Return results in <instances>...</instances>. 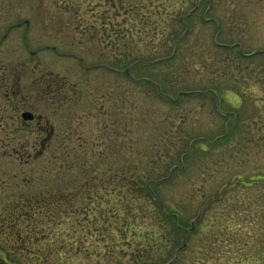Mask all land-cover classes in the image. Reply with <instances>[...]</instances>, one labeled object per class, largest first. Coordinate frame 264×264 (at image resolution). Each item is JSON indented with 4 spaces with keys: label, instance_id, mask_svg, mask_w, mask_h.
<instances>
[{
    "label": "rangeland",
    "instance_id": "rangeland-1",
    "mask_svg": "<svg viewBox=\"0 0 264 264\" xmlns=\"http://www.w3.org/2000/svg\"><path fill=\"white\" fill-rule=\"evenodd\" d=\"M198 1L80 0L84 19L97 29L102 17L112 24L136 17H120L121 5L139 6L140 16L141 5L171 6L170 16L154 17L163 22L158 37H180L138 49L128 38L122 52L89 29L74 30L69 14H59L79 0H0V255L7 263L55 264V257L42 260L54 240L51 249L68 264L171 260L181 236L170 224L164 248H126L124 255L93 253L100 238L84 239V207L104 193L99 187L106 179L98 174L127 163L155 181L179 167L155 190L183 227L195 225L173 264H264V55L257 54L264 53V0L202 1L182 23ZM237 43L243 54H254L240 59ZM174 47L170 59L131 65L137 82L123 75L122 55L138 52L148 63L169 57ZM156 82L166 100L157 98ZM180 91L203 94L174 101ZM25 111L32 122L22 121ZM48 201L54 210L41 215ZM20 207L23 214L35 212L20 223L22 234L37 239L25 246L6 225ZM53 216L63 232L39 241L40 225ZM81 241L84 254L57 252L60 244L75 249Z\"/></svg>",
    "mask_w": 264,
    "mask_h": 264
},
{
    "label": "trees",
    "instance_id": "trees-1",
    "mask_svg": "<svg viewBox=\"0 0 264 264\" xmlns=\"http://www.w3.org/2000/svg\"><path fill=\"white\" fill-rule=\"evenodd\" d=\"M76 1L77 0H73V2ZM81 6L82 4L79 0V4H69L60 11L58 10V12L60 15L69 14V26L74 30H81V34H86L89 32V29L94 37L97 35L99 42L109 44L112 46L111 48H120L122 49V52L125 51L127 46H129V43L130 45L132 44L134 49L140 48L141 45L146 48L154 46L157 42H165L167 45H170V39L175 35L174 33L169 32L164 36L163 32H161L163 35L160 40V37H158L159 32L157 30L163 22L162 20L154 21V17H156L155 19H159L160 14L169 15L171 6L155 7L152 6L151 3L150 5H141V7L145 9V12L140 16L139 13H141L142 10H138L139 6L124 7V5H121L117 9L120 17L128 14H134L136 17L130 20L129 24H126V21H122L119 24H112L111 22L106 21L108 18L105 19L102 17L103 20L100 25V29H97L95 24L89 25L86 19H84L86 11ZM177 17L179 18V15ZM116 27L119 28V31H116ZM148 31H151V36L148 35ZM160 31H162V29H160ZM116 34L118 38H116ZM128 38H131L129 43L127 42ZM128 54L129 55H126L125 57L124 55L121 56L123 59L121 63L124 68L129 67L136 61L145 60L142 58V54H139L138 52ZM259 55H264V53H259ZM106 56V59L110 58ZM238 57L243 60L249 59L242 56L239 52ZM161 58L163 57L156 56L151 60L149 59V61ZM107 60L109 61L110 59ZM135 65L141 66V64L138 63ZM127 78L131 80L129 77ZM147 81H150V83L155 82L152 79H148ZM138 83L144 82L142 81ZM156 84L160 86L161 93L163 94L159 95L156 91L157 98L160 100H166L163 99L166 94L164 92V87L161 86L162 84L159 82H156ZM154 87L157 89V86ZM98 176L106 179V181L102 183V187H99V189L104 193L101 197L94 195L93 197L90 196L88 198L87 205L84 207L85 214L83 220L85 221V226L81 229L84 230V239H86V235L90 236L91 234L100 238V243L96 245V248L92 247V252L100 254L99 252L103 250L106 251L108 255L110 253H108L109 249L116 250L120 254H123L126 248H135L136 250L148 247L155 249L164 248V240L166 239L164 232L167 231L166 216L164 213L165 207L155 191L158 185L151 182L153 181L151 173L145 171L144 169H140L136 165H127L126 163L118 172L114 170L109 174H107V172H100ZM111 177H114L115 179L117 178L118 180L117 182L113 180L115 182L114 186H112L111 189H108L109 184H111L113 179ZM154 195L157 199L154 198ZM58 200L59 199H57V201ZM32 203L34 202H31L29 205L31 206ZM53 204L48 201V204L43 207L46 208H42L43 211L41 210V215H45L46 212L50 213L51 210H54V207L52 206ZM31 209L34 211L35 205ZM20 210H22V207L17 208V210L11 211L8 214L9 222L6 223V225L8 231H11V234H15L23 240L21 244L25 246L26 242L33 243L37 239L31 238V233L27 231L22 234L20 223L22 222V218H24V216L31 220L35 216V212H33L32 215H26L21 213ZM47 222L49 223L48 225L45 223L40 225L41 227L38 231L42 232L43 230V232L41 233V238L38 239L39 241L50 239L54 234H60L63 232V230H59L54 227V224H56L54 216L52 220ZM2 223L4 224V222ZM170 225V232L176 237L178 235L181 236V231L175 225L173 219H171ZM179 240L177 239L174 241V244H176ZM87 241L88 240H86V242ZM54 242L55 240L52 241V243ZM52 243L50 242L49 249H45L44 253H42L43 262L46 263L51 261V258L55 257V264H57V262L60 264H68L67 257L62 259L63 255H60V253L57 254L51 249ZM84 243L85 242L81 241V245L75 247V249L73 247H65L63 244H60L57 252L65 250L64 254H69L73 251L77 255L84 254L87 250ZM28 252L30 253V251ZM136 263L145 264V262L141 261Z\"/></svg>",
    "mask_w": 264,
    "mask_h": 264
},
{
    "label": "water",
    "instance_id": "water-1",
    "mask_svg": "<svg viewBox=\"0 0 264 264\" xmlns=\"http://www.w3.org/2000/svg\"><path fill=\"white\" fill-rule=\"evenodd\" d=\"M201 1H205V2H207V0H200L199 2H198V4L196 5V7L187 15V16H189L192 12H194L195 10H196V8L198 7V5L201 3ZM183 18H184V16H182V17H180V21H183ZM188 28V26L186 25V29ZM183 36V35H182ZM172 41H173V39H172ZM234 46H237L239 49H240V45L239 44H235ZM175 50V49H174ZM174 50H173V53H174ZM173 53L168 57V58H170V57H172L173 56ZM254 53H251V54H248V55H245V56H251V55H253ZM162 60V59H161ZM154 62H157V61H154ZM154 62H149V63H144V64H152V63H154ZM126 74H128V69H125V71H124ZM158 92L160 93V91L158 90ZM200 93H203V92H179L178 94H177V98L174 100V101H176L177 99H178V97H180L181 95H189V94H200ZM213 93V95L214 96H216V94L214 93V92H212ZM217 105H218V103H217ZM21 118H22V120H24V121H30V120H32L34 117H33V115L30 113V112H23L22 114H21ZM228 126V125H227ZM227 134V133H226ZM226 134L224 135V136H222V137H225L226 136ZM222 137H217L216 139H214L212 142H207V143H210V144H212V143H215V142H217L218 140H220ZM196 140H193L192 141V143L190 144L191 146H192V144H193V142H195ZM185 156V155H184ZM184 156L182 157V159L184 158ZM179 167L178 166H175V167H172L171 169H170V173H169V175L166 177V178H162V179H159V180H157V181H153V183H160V182H162L163 180H166L167 178H169L170 177V175L172 174V172L175 170V169H178ZM154 198L155 199H157L156 198V196L154 195ZM193 229V225H192V227H191V229L190 230H192ZM186 229H184V233H186ZM185 242H184V238H183V240H182V246L181 247H179V249H178V251L179 250H181V249H183L184 247H185ZM168 264H170V263H168Z\"/></svg>",
    "mask_w": 264,
    "mask_h": 264
},
{
    "label": "flooded vegetation",
    "instance_id": "flooded-vegetation-1",
    "mask_svg": "<svg viewBox=\"0 0 264 264\" xmlns=\"http://www.w3.org/2000/svg\"><path fill=\"white\" fill-rule=\"evenodd\" d=\"M35 119V118H34ZM33 121V120H32ZM32 121H30V122H32ZM174 215H177V219H178V222H179V224L181 225V221H180V217H179V215L178 214H175V213H173V212H171L166 206H165V216H166V229H167V232H169V224H170V221H171V219H173L174 220V222H175V217H174ZM171 229V228H170ZM0 264H9V263H7L2 257H1V255H0Z\"/></svg>",
    "mask_w": 264,
    "mask_h": 264
}]
</instances>
